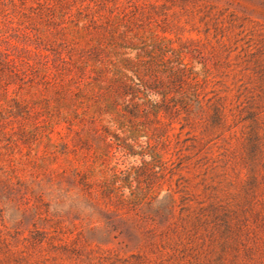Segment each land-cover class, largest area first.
I'll list each match as a JSON object with an SVG mask.
<instances>
[{
  "label": "rangeland",
  "instance_id": "374dc122",
  "mask_svg": "<svg viewBox=\"0 0 264 264\" xmlns=\"http://www.w3.org/2000/svg\"><path fill=\"white\" fill-rule=\"evenodd\" d=\"M0 264H264V0H0Z\"/></svg>",
  "mask_w": 264,
  "mask_h": 264
}]
</instances>
